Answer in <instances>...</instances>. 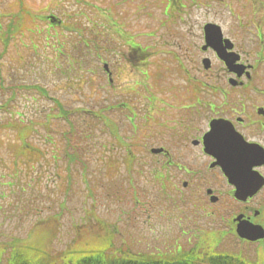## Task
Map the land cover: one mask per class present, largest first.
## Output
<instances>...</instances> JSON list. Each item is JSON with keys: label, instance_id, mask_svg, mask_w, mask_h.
<instances>
[{"label": "rangeland", "instance_id": "374dc122", "mask_svg": "<svg viewBox=\"0 0 264 264\" xmlns=\"http://www.w3.org/2000/svg\"><path fill=\"white\" fill-rule=\"evenodd\" d=\"M18 1L0 0L3 26H10L13 31L17 26L18 30L19 20L32 16L34 33H18L7 46L0 40V52L4 51L0 58V104H4L0 108V264L8 262L15 248H22V242L27 240L59 253L79 236V246L84 249L80 251H103L112 239L106 232H99L101 228L95 224L98 219L113 233L112 246L124 251L167 260L180 250L203 252L206 257L205 253H211L216 245L219 254H232L250 264H259L260 259L252 254L253 246L236 245L229 238L213 234L203 240L202 231L211 226L202 219L203 211L185 196L184 201H174L171 187L156 182V167L148 166L154 159L145 152V142L156 143L162 124L172 123L173 115L185 111L177 105L186 96L187 83L194 86L203 81L198 69L203 57L198 47L201 41L198 38L192 42L187 32L190 25L195 32L202 31L206 8L199 3L190 11L186 2V9L176 17L170 12L168 19L176 20L174 24L161 26L166 16L158 13V0H148L146 7L145 0H83L81 4H69V0H24L30 14H22L25 18L20 14ZM94 2L110 7V16L113 14L120 23L127 24L123 25L125 32L147 47L145 75L138 89H123L134 82L126 75L132 69L123 64L121 56L127 53L126 41L116 33L113 37L109 26L103 25L106 9L95 8ZM76 10L81 15L89 13L82 16L83 20L94 15L95 20L86 22V26L95 35L94 49L74 53L80 23L75 20ZM214 11L222 12L212 8L211 18L216 17ZM51 14L60 18L69 15V26L48 30L47 15ZM59 43L66 54H58ZM247 48H251L250 43ZM112 50L116 54L113 57ZM169 50L180 54H165ZM186 51H192L193 61L188 55L182 59ZM100 56L103 61L122 67L116 74L121 89L108 90ZM220 65L215 57L214 68ZM124 101L132 104V109L127 106L131 113L126 108L110 107L111 103ZM58 102H63L71 112L70 119L78 131L88 136L80 139L86 147V169L82 163L69 165L64 161L66 145L62 132L69 128V122L65 117L56 118ZM86 110L114 119L116 127L112 129V124L107 126ZM10 112L13 118L19 114L36 122L27 138L44 154L39 161H33L32 156L34 166L24 165L18 172L13 171L9 150L16 144L17 130L3 128L11 118ZM129 114L136 116V130L129 122ZM149 115L152 119L145 121ZM128 146L135 153L130 159L124 153ZM142 162L146 163L144 168ZM14 173L19 178L17 182L12 177ZM44 218L54 222L37 227V220ZM49 232H53L50 241ZM114 251L110 249L109 253Z\"/></svg>", "mask_w": 264, "mask_h": 264}, {"label": "flooded vegetation", "instance_id": "af4514ba", "mask_svg": "<svg viewBox=\"0 0 264 264\" xmlns=\"http://www.w3.org/2000/svg\"><path fill=\"white\" fill-rule=\"evenodd\" d=\"M186 2L190 11L199 3L206 8L202 31L195 32L190 25L187 35L192 42L200 39L198 47L203 57L199 64L209 58L211 67L199 66L203 81L194 86L187 83L186 96L177 105L185 111L173 115L172 123L162 124L156 143L145 142V152L155 159L148 166L155 165L156 182L171 187L174 201L186 198L203 211L202 219L211 225L202 231L205 235L253 246L252 254L264 262V238L251 240L240 234L264 233V0H158V13L166 16L161 24H174L176 20L168 19L170 12L176 17L186 9ZM212 8L222 12L214 11L216 17L211 18ZM210 25L221 28L225 53L234 59L230 65L219 59L211 46L202 50L208 41L206 26ZM121 32L112 28L113 37L115 33L122 37ZM125 44L127 53L121 56L123 64L132 69L126 75L134 82L122 85L132 91L142 86L146 47L135 39ZM165 54L180 53L169 50ZM190 54L186 51L182 59L188 55L193 61ZM215 57L221 64L217 69ZM100 60L103 61L101 56ZM103 63L108 69V90L121 89L116 74L122 67L113 62ZM146 118L152 119L150 115ZM153 148L162 150L153 153ZM216 155L223 156L225 165L218 163ZM145 165L141 164L143 168Z\"/></svg>", "mask_w": 264, "mask_h": 264}, {"label": "trees", "instance_id": "16d2710c", "mask_svg": "<svg viewBox=\"0 0 264 264\" xmlns=\"http://www.w3.org/2000/svg\"><path fill=\"white\" fill-rule=\"evenodd\" d=\"M20 1V7L21 9L23 8L22 10H20L21 16L24 17L22 14L26 13L25 15L29 17L26 12L27 8L24 0ZM19 22H21V20H19ZM27 23V20L25 21L24 19V21H22V24L19 25L18 30L13 31V29L11 28L12 31H7V34L3 35L4 45L7 46L9 41L13 39V37L18 31L22 33L23 28L27 27ZM94 35L95 33H91L88 38H83L84 43L90 44L91 37ZM40 90H42V88ZM2 105L4 104H0V108L4 107ZM58 107L59 112L56 113V115L58 116H56V118L65 117L68 119L69 122V128L62 134L63 137L65 136V155L68 157L70 165L74 162H79L82 163L83 168L86 169L88 165V161L84 157L86 147L81 144L80 139L88 136L83 135L81 131H78L77 126L74 124L75 122L70 119L71 112L69 110H67L63 105L61 106L60 104ZM82 110L83 109H81V111ZM10 113L11 118L6 121L7 124H5L3 128H14L15 130H17L18 134L16 135V144L12 146V148L9 150H11V153L13 155V163L15 166L13 171L18 172L19 169L24 168V165L30 166V164L34 160L39 161L40 157H43L44 154L41 155L42 151L36 149L33 145H31L29 139L27 138L28 134L30 133L36 122L34 120H25L24 118H13L12 112ZM49 117L51 116L49 115ZM79 144H81V146H79ZM105 153L107 152L105 151ZM128 158L130 159V156ZM32 166H34V163H32ZM12 177L16 179V182L19 179L18 176L15 175V173L14 175H12ZM51 222L54 221H48L44 218L37 220L36 225L37 227L41 224L50 225ZM95 224L100 226L101 229L99 230V232H106L111 236L112 239L111 244L104 248L103 251H80L84 249L79 246V242L81 241L79 236L77 238L78 240H76L75 243L69 244L68 248L59 253H52L51 251H49L47 245L46 247H43L41 244H34L35 242L27 240L25 242H22L24 243L22 248H15L17 250L12 253L11 258L5 264H250L238 257H234L232 255H223L219 253L206 252L205 254L207 256L203 257L204 253L198 251H190L186 253L179 252L177 255L169 257L167 260H162V256H160L161 258L159 259L151 258L141 253H133L130 251L128 252L124 251L121 248H116L112 246L114 244V235L108 229V225H106L101 219H98L97 223ZM49 234L50 238H48V240L50 241V239H52L53 237V232H49ZM38 239L39 238L35 240L37 241ZM110 249H113L115 251L109 253Z\"/></svg>", "mask_w": 264, "mask_h": 264}]
</instances>
